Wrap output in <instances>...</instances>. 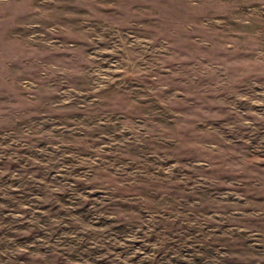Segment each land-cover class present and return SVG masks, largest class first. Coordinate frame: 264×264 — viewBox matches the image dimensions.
I'll use <instances>...</instances> for the list:
<instances>
[{
    "label": "rangeland",
    "instance_id": "rangeland-1",
    "mask_svg": "<svg viewBox=\"0 0 264 264\" xmlns=\"http://www.w3.org/2000/svg\"><path fill=\"white\" fill-rule=\"evenodd\" d=\"M0 264H264V0H0Z\"/></svg>",
    "mask_w": 264,
    "mask_h": 264
}]
</instances>
